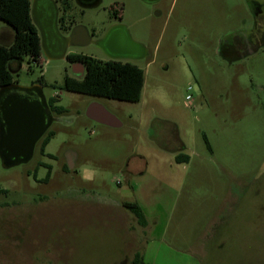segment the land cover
<instances>
[{"label":"rangeland","instance_id":"1","mask_svg":"<svg viewBox=\"0 0 264 264\" xmlns=\"http://www.w3.org/2000/svg\"><path fill=\"white\" fill-rule=\"evenodd\" d=\"M256 8L249 0H100L83 14L75 7V20L97 38L123 24L146 48L144 58L120 59L143 69L137 102L66 90L69 60L24 55L14 79L42 78L46 100L65 110L52 111L43 152L48 131L28 162H0V264H130L137 251L151 264H264ZM69 51L109 58L93 43ZM93 102L120 125L88 118ZM125 201L139 204L145 226Z\"/></svg>","mask_w":264,"mask_h":264},{"label":"water","instance_id":"2","mask_svg":"<svg viewBox=\"0 0 264 264\" xmlns=\"http://www.w3.org/2000/svg\"><path fill=\"white\" fill-rule=\"evenodd\" d=\"M146 3L158 0H142ZM99 0L86 3L85 6H96ZM46 5L53 7V0H33L30 4V16L36 26L43 54L47 59L65 58L66 48L70 45H97L110 59H141L147 54L146 48L134 41L123 24L110 26L103 36L91 39L86 29L76 27L72 32L61 37V44L55 47L52 36L60 37L56 28L55 12L51 13L52 27L43 25ZM59 35V36H58ZM56 38V41H58ZM9 67V63H8ZM10 90L14 92L8 94ZM7 94V95H6ZM85 115L107 126L117 127L119 120L100 103H90ZM54 117L48 108L46 97L39 84L22 85L11 82L0 86V162L2 167L9 168L28 162L34 152L37 141L43 136L53 122ZM71 167V163H67Z\"/></svg>","mask_w":264,"mask_h":264},{"label":"trees","instance_id":"3","mask_svg":"<svg viewBox=\"0 0 264 264\" xmlns=\"http://www.w3.org/2000/svg\"><path fill=\"white\" fill-rule=\"evenodd\" d=\"M0 20L4 21L14 30V39L10 45L0 44V86L11 83L14 75L8 63L10 60L21 62L24 55L38 62L42 54L38 30L30 16V0H0ZM70 62H79L84 66L81 77L66 75L63 79V88L73 92L137 102L140 99L144 84L143 69L136 64L120 59L105 60L95 57L72 53L66 56ZM42 82V78L38 79ZM50 109L57 113L64 112L62 106H54L48 101ZM53 133L48 131L41 140L40 150L43 152ZM177 162L187 160L186 156L178 154ZM66 167V166H65ZM49 177L47 170L44 180ZM123 206L136 218L138 224L145 226V215L137 202L125 201ZM130 264H151L144 260L140 252H135Z\"/></svg>","mask_w":264,"mask_h":264},{"label":"flooded vegetation","instance_id":"4","mask_svg":"<svg viewBox=\"0 0 264 264\" xmlns=\"http://www.w3.org/2000/svg\"><path fill=\"white\" fill-rule=\"evenodd\" d=\"M92 1L93 0H53V7L52 8H50L49 5H46V11H45V14L43 15V18H44L43 19L44 20L43 21L44 22L43 25L48 30H49V28L52 27L51 26L52 25L51 13L55 12V21H56L55 25H56V28H57V31H58L57 34L60 35V37L57 38V37H55L56 35L54 33V35L51 37L52 38V42L55 44V47H58L61 44V40H58L59 38L69 35L72 32V30L75 29L76 27L85 28L86 29V35L89 36L91 39H96L97 38V36L95 35V31L94 30L85 27L84 25H82L81 23H79L78 21L75 20L76 13L74 12V8L78 7L80 13L83 14L84 13V9L91 8V7L85 6V4L89 3V2H92ZM158 1L152 2V3L155 4ZM249 1H252L257 7L256 8V11H257L256 18H255V21H254V30H252V32H253L252 35L258 36V35H260V31L261 30H263V32H264V28H263L264 27V8H262V6H260V4L258 3L257 0H249ZM99 2H100V0H99ZM92 7H95V6H92ZM56 38H57L58 41H56ZM73 46H76V45H70V46H68L66 48L65 59H67L66 58L67 55L74 53L72 51L68 52V49L70 47H73ZM10 62L11 61H9V67H10ZM71 63H75V62H71ZM10 69H11V73L13 75H16L18 73V71L15 70V68H10ZM79 73H78V71H75V74H76L77 77H81L82 76V74H79ZM12 82H17V80L13 79ZM41 83L42 82H40L38 80H35V81L31 82V84H39V85L42 86ZM12 92H14V90H10V92L8 94H10ZM47 104H48V101H47ZM48 108L50 110V113L54 117L55 115H53L52 110L49 107V104H48ZM46 131H48V129Z\"/></svg>","mask_w":264,"mask_h":264},{"label":"crops","instance_id":"5","mask_svg":"<svg viewBox=\"0 0 264 264\" xmlns=\"http://www.w3.org/2000/svg\"><path fill=\"white\" fill-rule=\"evenodd\" d=\"M14 39V30L8 25L4 24L0 26V44L2 45H10ZM10 68H15V70H19L21 67V62L17 60H10ZM72 70H73V76L77 77L75 74V71L80 72L82 75L84 73V66L79 63L75 62L72 63Z\"/></svg>","mask_w":264,"mask_h":264},{"label":"built area","instance_id":"6","mask_svg":"<svg viewBox=\"0 0 264 264\" xmlns=\"http://www.w3.org/2000/svg\"><path fill=\"white\" fill-rule=\"evenodd\" d=\"M190 98H191V96H190V95H187V96H186V99H190Z\"/></svg>","mask_w":264,"mask_h":264}]
</instances>
